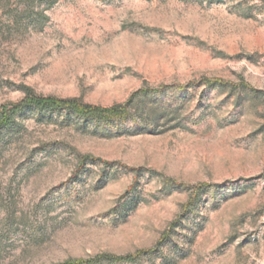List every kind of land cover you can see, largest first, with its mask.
<instances>
[{
	"label": "rangeland",
	"instance_id": "rangeland-1",
	"mask_svg": "<svg viewBox=\"0 0 264 264\" xmlns=\"http://www.w3.org/2000/svg\"><path fill=\"white\" fill-rule=\"evenodd\" d=\"M212 83V85H210ZM0 264H264V0H0Z\"/></svg>",
	"mask_w": 264,
	"mask_h": 264
},
{
	"label": "trees",
	"instance_id": "trees-1",
	"mask_svg": "<svg viewBox=\"0 0 264 264\" xmlns=\"http://www.w3.org/2000/svg\"><path fill=\"white\" fill-rule=\"evenodd\" d=\"M210 85H212V83ZM131 100L132 98H130L125 105L117 104L110 107H102L98 105L84 104L77 98H57L36 95L31 88L25 87L24 97L19 102L5 105L1 108L0 124L8 125L15 115L21 113L27 107L46 111L68 110L78 116L95 119L123 117L128 113V107L130 106L129 103H131ZM132 259V255L113 256L110 254H102L88 260L66 261L61 264H100L102 261H130Z\"/></svg>",
	"mask_w": 264,
	"mask_h": 264
}]
</instances>
